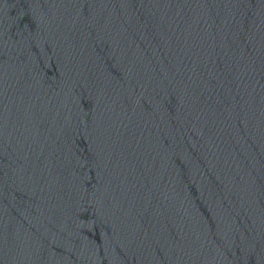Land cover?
I'll use <instances>...</instances> for the list:
<instances>
[{
	"label": "water",
	"instance_id": "water-1",
	"mask_svg": "<svg viewBox=\"0 0 264 264\" xmlns=\"http://www.w3.org/2000/svg\"><path fill=\"white\" fill-rule=\"evenodd\" d=\"M0 264H264V0H0Z\"/></svg>",
	"mask_w": 264,
	"mask_h": 264
}]
</instances>
